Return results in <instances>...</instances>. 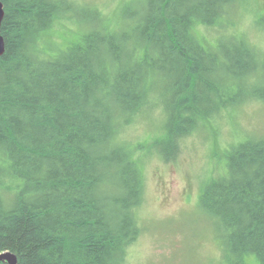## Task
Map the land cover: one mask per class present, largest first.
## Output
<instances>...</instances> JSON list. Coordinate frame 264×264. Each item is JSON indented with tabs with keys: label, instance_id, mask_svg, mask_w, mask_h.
Masks as SVG:
<instances>
[{
	"label": "trees",
	"instance_id": "1",
	"mask_svg": "<svg viewBox=\"0 0 264 264\" xmlns=\"http://www.w3.org/2000/svg\"><path fill=\"white\" fill-rule=\"evenodd\" d=\"M1 1L0 254L16 255L18 264H127L141 234L146 154L175 160L194 131L215 130L225 112L264 100V48L237 42L234 29L253 0H130L135 17L124 10L127 0L113 17L77 0ZM255 17L264 28V13ZM69 25L79 30L63 44L49 40L60 27L74 32ZM214 25L225 32L210 36ZM208 44L214 52L206 53ZM166 70L185 71L201 92L178 81L179 101L174 93L162 100ZM134 102L144 113L163 103L162 149L143 153V145L123 142ZM239 138L222 161L225 174L201 177L209 179L199 183L200 207L224 232L229 264H264V136Z\"/></svg>",
	"mask_w": 264,
	"mask_h": 264
},
{
	"label": "rangeland",
	"instance_id": "2",
	"mask_svg": "<svg viewBox=\"0 0 264 264\" xmlns=\"http://www.w3.org/2000/svg\"><path fill=\"white\" fill-rule=\"evenodd\" d=\"M77 1L96 5L113 17L126 0ZM245 8L248 10H239L241 15L235 22L234 29L239 31L236 41L250 44L249 39L262 49L264 28L254 19L259 11L264 13V0H253L252 5ZM69 27L74 32L60 27L50 34L49 40L63 44L69 33L79 30L76 26ZM213 32L209 35L212 36ZM216 34L214 32V36ZM158 83L165 87L164 80ZM263 101L240 107L231 115L225 112L214 125L215 130L203 127L194 131L184 140L181 153L174 161H164L153 154H146L144 158L141 153H147L150 148H163V142L156 143L163 137L157 131L164 119L161 109L153 113L151 121H138L125 132L124 141L137 140L133 145H143L138 155L144 158L141 161L146 180L145 199L138 210L141 234L128 249L127 264H229L231 257L224 232L200 207L199 183L208 173L225 174L226 164L222 163L227 151L225 147L237 142L240 136H264ZM216 143L219 148L215 147ZM213 146L217 149L216 156L221 159L218 163L210 156ZM208 179L200 183V188ZM252 258L255 260V255Z\"/></svg>",
	"mask_w": 264,
	"mask_h": 264
},
{
	"label": "bare ground",
	"instance_id": "3",
	"mask_svg": "<svg viewBox=\"0 0 264 264\" xmlns=\"http://www.w3.org/2000/svg\"><path fill=\"white\" fill-rule=\"evenodd\" d=\"M132 3H134V1L132 2ZM132 3H130V2H128V1H126V5H125V7L128 5V4H132ZM124 4H125V1L124 2H122L121 3V8L124 6ZM135 6V7H134ZM136 4L135 5H133V6H127L124 10L125 11H127L129 14H127V16L128 17H135L136 15H138V8H136ZM119 7V8H120ZM217 9L218 10H220L221 9V6H217ZM5 10V9H4ZM94 25V23L93 24H91V26H93ZM207 28V27H206ZM189 34H190V36L195 32L194 30H193V27H192V25L189 27ZM208 29V28H207ZM212 29L215 31V32H217V33H221V32H225V30H224V28L223 27H220V26H217V25H214V26H211L210 28H209V30H211L212 31ZM141 30H142V28H141ZM143 31H144V29H143ZM143 33H145V31L143 32ZM139 34L141 35L140 36V39H145V36H144V34H142V31H139ZM216 35H218V34H216ZM131 45V42L130 41H126L125 42V45H124V48H127L128 46H130ZM204 49H205V51H206V53H210V52H214V50L212 49V48H210L209 47V44H208V47L206 46V47H204ZM50 50V49H49ZM121 50H123L122 49V46H121ZM51 51V50H50ZM231 51H233L232 52V54L233 53H235V49H233V50H231ZM51 53H53L52 51H51ZM55 53H53L52 55H54ZM124 55H126L125 54V52L123 53ZM223 56H224V54H223ZM126 57V56H125ZM226 58H227V55L225 56ZM218 62H219V66L222 68L223 66V62L221 61V60H218ZM216 64V63H215ZM217 67H218V65H217ZM219 67V68H220ZM203 74H204V79H205V81H206V83H207V85L208 86H211V85H214L215 83V80H214V78L211 76V72H210V70H209V68H204L203 69ZM161 77L163 78V80L165 81V87L164 86H161L160 87V93H161V98H162V100H164V101H167V102H169V101H171V97L173 96V93H174V102H176V101H179L178 99H179V97H180V95L176 92L177 91V89H176V87H175V84L176 83H178V81L180 82V84H182V86H181V88H185V91H186V89H187V92L189 91V93H200L201 92V88H202V86H204V85H202L201 84V86H199L197 83H193L192 81L189 83V82H186V77H187V75H186V73H185V71H181V72H179V73H177V72H174V74H171V71L170 70H166L162 75H161ZM163 80H161L160 79V81H163ZM187 84V85H186ZM206 86V85H205ZM204 90V89H203ZM202 90V91H203ZM180 92H182V91H180ZM146 93V92H145ZM155 95H157V96H159L160 95V93L156 90L155 92ZM177 93V94H176ZM146 95H147V93H146ZM185 94H182L181 93V97H183V98H185ZM247 101L248 102H255L256 100L255 99H253V98H248L247 99ZM260 101H257V103H259ZM151 103H152V101H151ZM160 104V103H159ZM128 106H130L128 109H127V111H128V116L126 117L127 119H129L130 120V122L129 123H127V125L128 126H125L124 128H122V130H121V133H120V135H121V137L125 134V136H126V133L125 132H127L129 129H130V127H131V125H134V124H137L138 123V121L139 122H141V121H151L152 120V118H153V113H155V112H157L156 110H160V109H164L162 106H164L163 105V103H161L160 105H158L159 106V108L158 109H156L155 111H151V112H146V113H144V108L143 107H140L141 105H139V104H136V102H134V103H132V104H130V105H128ZM140 107V108H139ZM93 116H97V113H93ZM137 116V117H136ZM98 117H99V115H98ZM103 118H105V117H102L101 119H103ZM105 120V119H104ZM119 123H121L122 125H125V123H124V121H120ZM130 123H131V125H130ZM68 137L70 138V137H72V135H68ZM140 137H144V136H140ZM140 137H137L136 139H140ZM130 139H133V138H131V137H129ZM136 141L137 140H130V142H127V141H124L123 140V142L125 143V144H127L126 146H133V143H136ZM82 142V141H81ZM83 143V142H82ZM94 146H96V143H94ZM130 148V147H129ZM225 148H227V154L226 155H224L223 156V159L224 160H228L229 159V155H230V153L231 152H233V151H235V148H234V146H233V144H230V145H228L227 147H225ZM150 153H148V155H149ZM151 154H153V155H157V156H159V154L155 151V152H153V153H151ZM162 159V158H161ZM164 160V159H163ZM167 161H174V157L173 158H167L166 159ZM165 161V160H164ZM2 254V253H1Z\"/></svg>",
	"mask_w": 264,
	"mask_h": 264
},
{
	"label": "water",
	"instance_id": "4",
	"mask_svg": "<svg viewBox=\"0 0 264 264\" xmlns=\"http://www.w3.org/2000/svg\"><path fill=\"white\" fill-rule=\"evenodd\" d=\"M5 17V10H4V4L0 0V57L5 53L6 51V42L5 38L2 35V23ZM0 261H7L9 264H18V260L16 255L5 252L0 254Z\"/></svg>",
	"mask_w": 264,
	"mask_h": 264
}]
</instances>
